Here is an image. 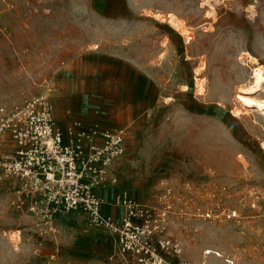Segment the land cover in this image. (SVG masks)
<instances>
[{
    "label": "rangeland",
    "instance_id": "374dc122",
    "mask_svg": "<svg viewBox=\"0 0 264 264\" xmlns=\"http://www.w3.org/2000/svg\"><path fill=\"white\" fill-rule=\"evenodd\" d=\"M256 64L264 0H0V107L45 94L64 140L78 110L125 129L108 196L126 188L167 211L156 236L180 248L167 264H264V116L236 98ZM7 133L0 163L16 148ZM33 201L0 167V264H140L87 215L50 220Z\"/></svg>",
    "mask_w": 264,
    "mask_h": 264
},
{
    "label": "built area",
    "instance_id": "2783aa9c",
    "mask_svg": "<svg viewBox=\"0 0 264 264\" xmlns=\"http://www.w3.org/2000/svg\"><path fill=\"white\" fill-rule=\"evenodd\" d=\"M53 113L45 94L12 108L0 107V140L9 132L16 145L0 167L33 191V209L45 205L50 220L81 212L90 225L118 236L124 256L135 257L140 264H167L164 250L180 252L179 244L156 236V231L165 229L167 211L139 202L129 189L120 187L113 205L122 214L116 217L103 212L107 202L101 192L118 185L112 168L125 153L126 131L107 135L109 139L101 146L91 138L72 142L64 140L56 128Z\"/></svg>",
    "mask_w": 264,
    "mask_h": 264
},
{
    "label": "crops",
    "instance_id": "0c3cea01",
    "mask_svg": "<svg viewBox=\"0 0 264 264\" xmlns=\"http://www.w3.org/2000/svg\"><path fill=\"white\" fill-rule=\"evenodd\" d=\"M145 92L147 93V91L143 90L142 86L137 84L136 87L134 88L132 99L137 102L139 100L138 98L144 95ZM98 113L99 112L97 110L95 111L88 110L86 112H80L78 110L75 113L73 112V113L64 115L65 124L66 126H69V125L71 126V128L74 130V134H76L77 139L87 136L88 138H91V141L94 144L101 146L105 143L106 140H104L103 136L98 135V133H100L103 130V128L108 129V132H109V129L113 130L114 128L111 125H109L107 121H104L107 119V116H108L107 114L105 116L103 115L100 116L98 115ZM96 128H98L100 132H98ZM95 138L96 140H94ZM70 141L74 142L77 140H70ZM85 141H89V140H85ZM11 147H13V144L11 145ZM113 168H114V165H113ZM113 168L112 170H114ZM111 190L112 188L105 189L101 192L102 196L105 197L106 202H107V204L103 206V212L117 217V215L119 216L122 214L123 210L113 205L114 200L113 199L110 200L109 198L110 196H108Z\"/></svg>",
    "mask_w": 264,
    "mask_h": 264
},
{
    "label": "bare ground",
    "instance_id": "6f19581e",
    "mask_svg": "<svg viewBox=\"0 0 264 264\" xmlns=\"http://www.w3.org/2000/svg\"><path fill=\"white\" fill-rule=\"evenodd\" d=\"M212 9H213V7H212ZM157 16H159L163 19V16H161V15H157ZM168 19H169V22L171 24H173L174 26H176L180 29L182 28L183 32L186 31L187 28L185 29L184 23L182 24L180 22L181 20L179 21L176 16L171 15L168 17ZM188 38L191 39L192 37L187 36V39ZM253 63L255 64L256 61H254ZM250 79H251V81L248 80L249 83L246 86H243L240 88V91H239V93H237L236 98L246 108V111L249 109H251V110L255 109L257 112H259L261 115L264 116V98H261V97L257 98V97L252 95L254 93L259 92L260 90H263V88H264V67H263V65H257L256 64L255 66H252V74H251ZM198 91L200 93H202V92H205V89L203 88V86H201L198 88ZM96 130L100 131L98 128H96ZM120 130L125 132V129H120ZM102 133L104 135H110V133L108 131L102 132ZM68 136L70 137L69 140H76L77 139L76 134H74V132H72V134L68 135ZM261 146L264 150V140L261 142Z\"/></svg>",
    "mask_w": 264,
    "mask_h": 264
}]
</instances>
